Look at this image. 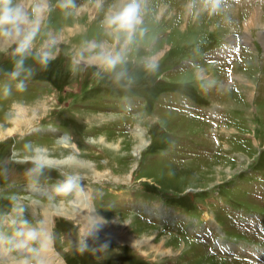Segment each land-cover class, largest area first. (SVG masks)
<instances>
[{"label": "rangeland", "instance_id": "374dc122", "mask_svg": "<svg viewBox=\"0 0 264 264\" xmlns=\"http://www.w3.org/2000/svg\"><path fill=\"white\" fill-rule=\"evenodd\" d=\"M62 2L46 0L25 58L30 75L12 79L15 45L0 48V186L13 184L0 188V234L11 235L12 224L21 228L15 219L22 228L47 229L49 248L58 250H49L47 264L62 256L68 261L58 264H256L245 256L264 255V237L245 217L262 216L264 227V0H227L212 16L189 13L188 0H146L145 31L130 47L119 82L77 63L92 43L116 46L101 28L116 0L99 8L93 0H73L70 9ZM238 40L246 52L236 61ZM41 50L50 53L47 65H30ZM188 93L211 116L189 109ZM137 103L142 109L131 112ZM216 131H225L224 142ZM37 146L52 161L42 174L54 179L16 185ZM68 176L79 187L58 195ZM34 186L49 192L27 190ZM63 207L66 214L57 215ZM160 210L168 226L154 215ZM48 214L56 221L52 230L41 225ZM75 216L88 224L87 234L103 226L96 239L78 238ZM59 229L71 242L54 237ZM223 249L230 250L217 255Z\"/></svg>", "mask_w": 264, "mask_h": 264}, {"label": "clouds", "instance_id": "9594fccd", "mask_svg": "<svg viewBox=\"0 0 264 264\" xmlns=\"http://www.w3.org/2000/svg\"><path fill=\"white\" fill-rule=\"evenodd\" d=\"M93 2L99 8L103 0ZM145 2L146 0H116L101 22L104 34L115 41L116 46L92 43L79 53L77 63L94 66L100 72L113 73L117 82L124 78L126 72L122 70V66L126 62L127 53L136 42L137 36H143L145 31L142 27ZM226 2L227 0H188L186 10L197 16L205 12L209 16L218 15ZM61 7L70 9L75 5L73 0H63ZM45 10L46 0H0V48L15 45L11 53L15 61L14 69L9 74L12 79H18L24 73L31 74L32 70L24 67L25 58L33 48ZM36 58L41 65H47L50 53L41 50ZM146 67L154 68V64L149 62ZM17 86L22 87L23 82ZM8 91L6 87L5 92ZM30 162L33 167L27 170V175L34 180L38 179L47 166L42 146L33 149ZM78 187V179L68 176L59 184L56 192L58 195L67 196ZM94 227L98 232L103 226ZM47 251V240L36 228H17L11 235L0 234V255L7 257L0 264H44ZM12 253L18 255L13 256Z\"/></svg>", "mask_w": 264, "mask_h": 264}, {"label": "crops", "instance_id": "0c3cea01", "mask_svg": "<svg viewBox=\"0 0 264 264\" xmlns=\"http://www.w3.org/2000/svg\"><path fill=\"white\" fill-rule=\"evenodd\" d=\"M40 78H42V77H40ZM225 132V131H224ZM228 137V136H227ZM226 137V138H227ZM237 139V138H236ZM223 144H225V143H223ZM226 145V144H225ZM97 147H99V145L97 146ZM96 147V148H97ZM95 148V149H96ZM95 149H92V151L95 153ZM106 152V151H105ZM104 152V153H105ZM87 154H89V155H91V156H95L94 157V159H96V155H93V154H90L89 152H87L85 155H87ZM98 157V156H97ZM104 157V156H103ZM109 157V156H108ZM109 159H110V157H109ZM97 162L99 161L100 163H102V161H103V159H97L96 160ZM95 161V162H96ZM31 167H33V166H31ZM30 168V167H29ZM28 168V169H29ZM27 169V170H28ZM44 174H47V173H44ZM44 174H41V175H44ZM91 194L92 193H90V196H91ZM251 198H253V199H256L257 200V198H255L253 195L251 196ZM93 201V200H92ZM97 201V200H96ZM96 204H97V202H96ZM94 206H95V202H94ZM47 209V207L45 208V210ZM107 208H106V206H105V210H106ZM102 211H104L103 209H101ZM128 210V209H127ZM129 211V210H128ZM130 212V211H129ZM114 213V214H113ZM125 213V215H128L129 213L128 212H124ZM115 214H117L116 212H111L110 213V215L109 214H107V215H109V217H114L115 216ZM95 215H96V213H95ZM48 217H49V214H48ZM129 217H130V214H129ZM50 218V219H49ZM48 218V221H45V222H42V226L43 225H45V224H47V226H49L50 227V229L52 230L53 229V227H56L55 226V223H56V221H54L53 220V216L50 214V217ZM84 220H86V219H84ZM21 220L20 219H15L13 222H15V227H21L22 228V225H21V222H20ZM65 221V220H64ZM81 220L77 217V216H75V218H73L72 219V223H75V224H77V227H78V231H77V236H78V238L79 239H81V240H83V239H85V238H87V237H85V236H83V234H85V235H88L89 236V238H93V239H96V236L98 235V234H96V235H94V233H95V231L94 232H92V235H89V234H87V227H88V224L87 223H85L84 221H81L82 223H79ZM147 226H149V225H147ZM13 227H14V225L12 224V231H11V233H13L14 232V230H13ZM27 228H32L30 225L27 227ZM93 229L95 230V227H93ZM40 233V235L42 236V237H44L45 239H47L46 238V236L45 235H47V237H48V231H47V229L46 230H44L42 233L41 232H39ZM58 233V235H55L54 237L55 238H61V240L62 241H65V242H71L70 241V239H69V235H67V234H65L64 233V231H61L60 229H59V231L57 232ZM98 233V232H97ZM60 234V235H59ZM113 236H115L114 234H113ZM116 237V236H115ZM64 238V239H63ZM116 239H117V237H116ZM48 240H51V237H49L48 238ZM105 241H107V242H109L108 240H106V239H104ZM121 240V239H120ZM143 240H145V242H147L148 241V238H144ZM164 240V239H163ZM163 240H161V241H163ZM52 241V240H51ZM87 240H85V242H86ZM117 241H119L118 239H117ZM135 241V240H134ZM50 242V241H49ZM51 243V242H50ZM119 243H121L120 241H119ZM51 246H52V243H51ZM72 245H70V247H71ZM33 247H35V244H33ZM50 247V246H49ZM52 249H50V248H48V252L47 253H49V250H52V251H56L57 253H58V250L54 247V246H52L51 247ZM53 248H55L54 250H53ZM211 253V252H210ZM213 254V253H212ZM12 255L13 256H15V255H18L17 253H12ZM214 255V254H213ZM51 258L53 259V256H51ZM60 258H62V260L65 262V260L66 259H64L63 258V256L62 257H56V260H54L55 259V257H54V259H53V261L54 262H52V263H49V264H58L57 262H59V260H60ZM66 258H69L68 257V254L66 255ZM5 259H7V257H5ZM4 259V260H5ZM199 259H202V260H205V258H198L197 260H199ZM47 254H46V257H45V260H44V264H47ZM66 261H68V260H66ZM200 261V260H199ZM225 262V261H224ZM69 263V262H68ZM252 264V263H251Z\"/></svg>", "mask_w": 264, "mask_h": 264}, {"label": "bare ground", "instance_id": "6f19581e", "mask_svg": "<svg viewBox=\"0 0 264 264\" xmlns=\"http://www.w3.org/2000/svg\"><path fill=\"white\" fill-rule=\"evenodd\" d=\"M253 15H254V13H253ZM253 18H256V16L255 17H253ZM251 24L248 22V23H246V26L247 27H249ZM253 96V94L251 95V97ZM63 142L65 143V144H67V143H70V141H69V138L68 137H66V138H64L63 139ZM46 160H47V162H52V161H50V160H48V158H46ZM66 161H73V160H76V158L75 157H73V158H69V159H65ZM67 163V162H66ZM41 179H44V178H41ZM37 185H40L39 183H37ZM46 185V184H45ZM27 190H32V191H35V192H37L38 194L39 193H41V195L43 194V193H47V192H49L48 191V188L47 189H41V188H39V187H37V186H34L33 188H27ZM79 193H82V195L81 196H88L89 197V194L88 193H86L84 190L82 191V190H80L79 191ZM88 200H89V198H88ZM78 201H79V203H80V200L78 199ZM81 204V203H80ZM57 210V209H56ZM67 210H69V209H67ZM66 209H64V207L60 210V212H58V211H55V213L58 215V214H66ZM121 243H127V245H130L128 242H125V241H123V242H121ZM131 246V245H130ZM48 248H49V246H48ZM53 256V255H52ZM47 262V261H46Z\"/></svg>", "mask_w": 264, "mask_h": 264}, {"label": "flooded vegetation", "instance_id": "af4514ba", "mask_svg": "<svg viewBox=\"0 0 264 264\" xmlns=\"http://www.w3.org/2000/svg\"><path fill=\"white\" fill-rule=\"evenodd\" d=\"M45 186V185H44Z\"/></svg>", "mask_w": 264, "mask_h": 264}]
</instances>
